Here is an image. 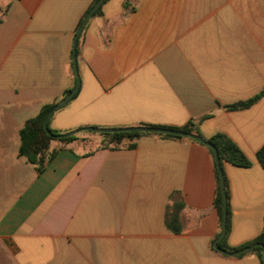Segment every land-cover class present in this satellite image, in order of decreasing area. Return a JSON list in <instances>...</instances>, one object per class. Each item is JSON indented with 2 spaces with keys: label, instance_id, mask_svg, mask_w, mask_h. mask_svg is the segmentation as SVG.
Here are the masks:
<instances>
[{
  "label": "crops",
  "instance_id": "obj_1",
  "mask_svg": "<svg viewBox=\"0 0 264 264\" xmlns=\"http://www.w3.org/2000/svg\"><path fill=\"white\" fill-rule=\"evenodd\" d=\"M94 0L0 1V264H261L257 253L227 256L213 207L215 175L206 147L142 133L127 148H102L101 133L51 141L37 173L19 155V130L70 91L72 45ZM107 0L76 46L77 93L50 116L49 129L192 121L207 140L230 139L249 160L222 162L230 223L226 251L263 230L264 0ZM67 95V94H66ZM88 138L87 140H84ZM89 147V148H86ZM92 147V148H91ZM182 201L180 232L165 225Z\"/></svg>",
  "mask_w": 264,
  "mask_h": 264
},
{
  "label": "trees",
  "instance_id": "obj_2",
  "mask_svg": "<svg viewBox=\"0 0 264 264\" xmlns=\"http://www.w3.org/2000/svg\"><path fill=\"white\" fill-rule=\"evenodd\" d=\"M97 0H94L92 5ZM107 0H104L102 4L94 11L92 16L100 15L101 14V6L106 2ZM134 3L135 0H124L123 8L130 12L134 10ZM91 5V7H92ZM90 9V8H89ZM88 9V10H89ZM87 10V11H88ZM87 13V12H86ZM85 13V14H86ZM85 16V15H84ZM83 16V18H84ZM91 16V17H92ZM82 18V19H83ZM81 19V21H82ZM79 22V25L81 23ZM78 25V27H79ZM69 92L66 91L65 95ZM77 91L75 92V94ZM75 94L73 96H75ZM264 94V88L262 91L257 94L255 97L251 98L248 101L237 103L234 105H229L226 108L229 110H238L242 108H246L256 102L262 95ZM55 103L48 104L43 106L38 114L34 116L33 118H30L25 121L23 127L19 130V139H20V146H19V155L22 157H25L28 162L34 165L35 170L37 173H40L45 165L53 158L55 155L54 151L48 152L49 145L51 141H59L61 143H68L74 139V136H70L65 139H56L55 136L60 135L58 132L51 130L47 126V130L49 134H47L43 129V121L44 118L48 112V110L54 105ZM148 127H158L153 125H145ZM165 128V127H163ZM174 130H180L188 133H193L198 135L196 125L189 121L186 125L180 128H169ZM142 133L137 132H130V133H101L100 135L103 137V142L101 143L100 147L102 148H116L124 141H128L127 148H134L135 143L134 140L138 138ZM162 137L167 138H175V139H183L181 137L176 136H166V135H159ZM199 136V135H198ZM209 142L217 151L220 162H228L232 165L238 166V167H247L249 166V160L245 157V155L239 150V148L226 136L222 134H216L212 136L211 138L206 140ZM202 145V144H201ZM204 146V145H203ZM206 147V146H204ZM209 151L211 157L213 158V155L208 147H206ZM256 159L261 165V167L264 170V145L260 147V149L256 152ZM213 169H214V175H215V182H216V189H215V197L213 200V207L217 211L218 216V227L219 231L221 230V224H222V202H221V195H220V186H219V179L218 174L216 171V166L214 163L213 158ZM224 180V187H225V193H226V232L224 237L218 242L219 248L226 251V247L223 243L224 238L229 230V223H230V210H229V195L227 190V182L225 179V176L223 175ZM183 208L182 201L173 202V204L167 208V213L165 215V225L169 231L173 233H179L180 232V224L178 219V213ZM254 244H261L264 246V225L263 230L261 233L250 243H248L245 246H250ZM251 251L257 253L260 263L263 264V249L260 247L253 248Z\"/></svg>",
  "mask_w": 264,
  "mask_h": 264
},
{
  "label": "water",
  "instance_id": "obj_3",
  "mask_svg": "<svg viewBox=\"0 0 264 264\" xmlns=\"http://www.w3.org/2000/svg\"><path fill=\"white\" fill-rule=\"evenodd\" d=\"M104 0H97L92 7L87 11L85 14L84 18L82 19L73 39V45H72V67H73V72L76 78V83L74 87L63 97L60 101L55 103L47 112L44 121H43V129L44 131L49 134L47 130V123L50 118V116L53 114L54 111H56L58 108L64 106L75 94L78 86H79V78H78V73H77V61H76V46H77V40L78 36L80 35L85 23L87 20L92 16L94 11L102 4ZM83 131H89L93 133H130V132H137V133H148V134H157V135H166V136H176V137H181V138H186L189 140H193L197 143H200L206 147H208L213 155L214 158V163L216 166V171L218 174V179H219V186H220V195H221V202H222V224H221V230L216 237V239L213 241V248L227 256H237L240 254H243L245 252H248L252 250L253 248L260 247L263 249V264H264V246L261 244H254L250 245L247 247H244L242 249H239L237 251H225L219 248L217 245L218 242L224 237L225 232H226V193H225V187H224V180H223V173H222V168H221V162L218 156V153L216 149L205 139L202 137L193 134V133H188L180 130H174V129H169V128H163V127H148V126H137V127H127V128H116V129H99V128H82V129H77L75 131L65 133V134H60L55 136L56 139H65L68 138L74 134H77L79 132Z\"/></svg>",
  "mask_w": 264,
  "mask_h": 264
},
{
  "label": "rangeland",
  "instance_id": "obj_4",
  "mask_svg": "<svg viewBox=\"0 0 264 264\" xmlns=\"http://www.w3.org/2000/svg\"><path fill=\"white\" fill-rule=\"evenodd\" d=\"M0 1L4 2V0H0ZM88 135H89V136H92V137H95V134H94L93 132H92V133H88ZM87 139H88V138H85L84 140H87ZM102 142H103V141H102ZM102 142H101V143H102ZM101 143H100V145H101ZM100 145H99V146H100ZM86 148H89V147H86ZM91 148H92V147H91Z\"/></svg>",
  "mask_w": 264,
  "mask_h": 264
}]
</instances>
